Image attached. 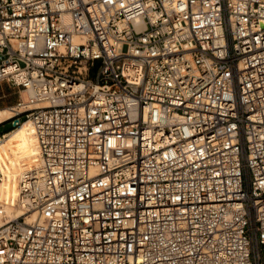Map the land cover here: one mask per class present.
Masks as SVG:
<instances>
[{
  "label": "built area",
  "instance_id": "2783aa9c",
  "mask_svg": "<svg viewBox=\"0 0 264 264\" xmlns=\"http://www.w3.org/2000/svg\"><path fill=\"white\" fill-rule=\"evenodd\" d=\"M0 80V264H264V0H0Z\"/></svg>",
  "mask_w": 264,
  "mask_h": 264
},
{
  "label": "bare ground",
  "instance_id": "6f19581e",
  "mask_svg": "<svg viewBox=\"0 0 264 264\" xmlns=\"http://www.w3.org/2000/svg\"><path fill=\"white\" fill-rule=\"evenodd\" d=\"M11 114L10 106L0 107V120L8 117ZM8 139L6 144L4 140ZM20 148L22 151V159L26 163L34 162L37 159L39 145L37 137L34 133V126L30 118H25L13 129L5 133L4 137L0 139V158L5 161L6 175L0 180V200L5 202L7 209L11 208L10 202L15 201L18 194V169L13 168L14 164L19 160L20 153L18 151L10 150V147ZM35 150V151H34ZM32 151L35 153L32 155ZM11 152V155H8ZM8 155L7 157H5ZM24 165V163H23ZM21 166V168L23 167ZM13 170L11 171V169ZM14 171V172H13ZM13 172V175H12ZM1 184L3 187L1 186ZM5 188V189H4Z\"/></svg>",
  "mask_w": 264,
  "mask_h": 264
},
{
  "label": "rangeland",
  "instance_id": "374dc122",
  "mask_svg": "<svg viewBox=\"0 0 264 264\" xmlns=\"http://www.w3.org/2000/svg\"><path fill=\"white\" fill-rule=\"evenodd\" d=\"M18 95H19V91H18L17 86L5 80H0V107L8 106L11 102H13L18 97ZM11 125L12 123L10 119L5 120L3 123H0V131L9 128ZM4 142L7 144L8 139L7 141L5 139ZM13 149L20 153V158L19 160L16 159V161L18 162L14 164L13 168L16 167V169L20 170L21 166L24 163L22 159V151L20 150V148H14L13 146L10 147V150H13ZM34 151H32V155L35 153ZM8 155H11V152ZM8 155H6L5 157H7ZM13 168L11 169V171L13 170ZM13 172H12V175H13ZM1 186L3 185L1 184ZM3 187H6V186H3Z\"/></svg>",
  "mask_w": 264,
  "mask_h": 264
},
{
  "label": "trees",
  "instance_id": "16d2710c",
  "mask_svg": "<svg viewBox=\"0 0 264 264\" xmlns=\"http://www.w3.org/2000/svg\"><path fill=\"white\" fill-rule=\"evenodd\" d=\"M12 127V125L9 127V128H11ZM8 129V128H7Z\"/></svg>",
  "mask_w": 264,
  "mask_h": 264
}]
</instances>
